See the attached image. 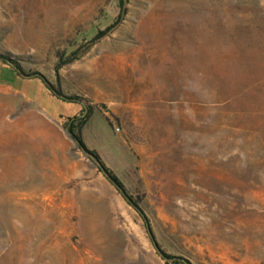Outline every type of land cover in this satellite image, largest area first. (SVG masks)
I'll use <instances>...</instances> for the list:
<instances>
[{"label": "rangeland", "instance_id": "1", "mask_svg": "<svg viewBox=\"0 0 264 264\" xmlns=\"http://www.w3.org/2000/svg\"><path fill=\"white\" fill-rule=\"evenodd\" d=\"M0 54L79 98L0 62V264H264V0H0Z\"/></svg>", "mask_w": 264, "mask_h": 264}, {"label": "bare ground", "instance_id": "2", "mask_svg": "<svg viewBox=\"0 0 264 264\" xmlns=\"http://www.w3.org/2000/svg\"><path fill=\"white\" fill-rule=\"evenodd\" d=\"M23 187H24V190L26 189L27 193L19 192L21 191V188ZM39 187H40V180L35 175L32 178V180L28 182L27 181L25 183L17 182L14 184H9L3 189L0 188V193L2 192V195L0 197V201H1L0 203L1 229L0 230L3 231L2 233L8 234L6 240L11 238L10 237L11 235H20L21 233L20 229L16 227V224L13 225L14 223L12 224L10 221L13 216H17L19 218V223H22V225L23 223L26 225H33V224L36 225L40 223V219L38 217L39 207L41 205ZM4 191L7 193L4 194ZM24 198H26V202H24L25 201ZM32 235H36V236L38 235L36 229L32 232ZM6 240H4L2 244H0V249H2L5 246V243L7 242ZM21 241L22 239L20 240L19 250L25 253V251H27L26 248L28 247H26L25 245L23 246ZM28 246H29L28 249L32 250V247L30 245ZM32 246H34V244ZM11 249H12V252L16 250L14 247H12Z\"/></svg>", "mask_w": 264, "mask_h": 264}, {"label": "trees", "instance_id": "3", "mask_svg": "<svg viewBox=\"0 0 264 264\" xmlns=\"http://www.w3.org/2000/svg\"><path fill=\"white\" fill-rule=\"evenodd\" d=\"M122 4L123 2L121 3L120 5V8H122ZM118 24H115V25H111L110 27H108L105 31H98L96 36H95V39L93 40L94 41H98V40H101L102 38L106 37L107 35L111 34V32H113V30L116 28ZM0 62L2 63H5V64H9V65H12V67L14 68V70L16 71V73L19 75V76H23V77H36V76H40V75H37L36 73H33V74H28L24 71V69L22 68V66L16 62L14 59L11 58L10 55H6V54H0ZM60 68V67H58ZM40 78L43 79V77L40 76ZM44 80V79H43ZM44 82L46 83V81L44 80ZM47 86L53 90L54 94L56 96H58L59 98H64L61 91L51 87L48 83H46ZM65 101H68V102H78L79 101V98L77 97H66L64 98ZM91 113V112H90ZM89 113V114H90ZM87 122V118H83V119H80V118H77V117H74V118H71L69 120V123H68V127H69V131L70 133L72 134L73 138L79 143V145L81 146L82 149L86 150L87 152H89L90 154H92L94 156V158L98 161L99 165H100V168L101 170H103L105 173L107 172V168L105 167V165L102 163L99 155L97 154V152L95 151H89V149H87L81 135H78L76 134V130H81L82 129V126L84 124H86ZM106 170V171H105ZM106 176L109 178V180L117 187V189L119 190V192L123 195V197L132 205L134 206L135 208H137L138 210L139 207L137 205L136 202L133 201V199L124 191L123 189V185L122 183L119 181L118 177L112 175H108L106 173ZM141 212V211H140ZM143 214V213H142ZM143 217H144V220H145V223H146V229H147V232L149 234V237L151 239V241L153 242L154 246L157 248L159 254L165 259L167 260V262H171L174 257L171 256V255H168L166 254L159 246L157 240H156V237L154 235V232L147 220V218L145 217V215L143 214ZM189 264V263H188Z\"/></svg>", "mask_w": 264, "mask_h": 264}, {"label": "crops", "instance_id": "4", "mask_svg": "<svg viewBox=\"0 0 264 264\" xmlns=\"http://www.w3.org/2000/svg\"><path fill=\"white\" fill-rule=\"evenodd\" d=\"M3 99L8 100L9 102L13 100L12 98L10 99L9 97H6L5 95H0V100H3Z\"/></svg>", "mask_w": 264, "mask_h": 264}, {"label": "water", "instance_id": "5", "mask_svg": "<svg viewBox=\"0 0 264 264\" xmlns=\"http://www.w3.org/2000/svg\"><path fill=\"white\" fill-rule=\"evenodd\" d=\"M69 135H71V134L69 133Z\"/></svg>", "mask_w": 264, "mask_h": 264}, {"label": "built area", "instance_id": "6", "mask_svg": "<svg viewBox=\"0 0 264 264\" xmlns=\"http://www.w3.org/2000/svg\"><path fill=\"white\" fill-rule=\"evenodd\" d=\"M119 130V129H118Z\"/></svg>", "mask_w": 264, "mask_h": 264}]
</instances>
